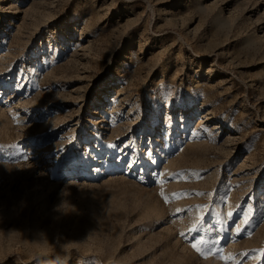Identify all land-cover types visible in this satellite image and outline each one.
Returning a JSON list of instances; mask_svg holds the SVG:
<instances>
[{
	"label": "rangeland",
	"instance_id": "obj_1",
	"mask_svg": "<svg viewBox=\"0 0 264 264\" xmlns=\"http://www.w3.org/2000/svg\"><path fill=\"white\" fill-rule=\"evenodd\" d=\"M0 264H264V0H0Z\"/></svg>",
	"mask_w": 264,
	"mask_h": 264
},
{
	"label": "bare ground",
	"instance_id": "obj_2",
	"mask_svg": "<svg viewBox=\"0 0 264 264\" xmlns=\"http://www.w3.org/2000/svg\"><path fill=\"white\" fill-rule=\"evenodd\" d=\"M47 103H48V105H49V107H56L57 106V104H58V102L59 101H61L60 100V97L59 96H47ZM202 116H200V118L202 119V120H207V119H209V115L208 114H201ZM216 127H218V126H216ZM149 155H150V153H148ZM151 157H149V158H145V160H144V164H145V167H148L149 165H151L152 164V161H153V159H150ZM128 163H131V160L128 162ZM75 166H74V168H73V170L72 171H74V173H76L77 175L76 176H78L79 175V171L76 169V164H74ZM117 170V169H116ZM144 170H145V168H144ZM140 171H142V169L140 170ZM75 176V177H76Z\"/></svg>",
	"mask_w": 264,
	"mask_h": 264
},
{
	"label": "snow or ice",
	"instance_id": "obj_3",
	"mask_svg": "<svg viewBox=\"0 0 264 264\" xmlns=\"http://www.w3.org/2000/svg\"><path fill=\"white\" fill-rule=\"evenodd\" d=\"M233 216V213H229V217H232ZM183 235V234H182ZM201 241H197L196 243H194L193 245H192V247L194 248V249H196L197 251H199V249L197 248V244L198 243H200Z\"/></svg>",
	"mask_w": 264,
	"mask_h": 264
}]
</instances>
